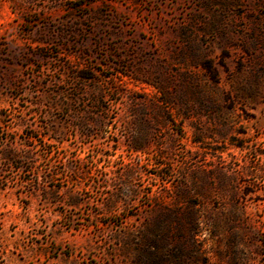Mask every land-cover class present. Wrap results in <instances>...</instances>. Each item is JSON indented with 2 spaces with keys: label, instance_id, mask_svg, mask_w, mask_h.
<instances>
[{
  "label": "rangeland",
  "instance_id": "1",
  "mask_svg": "<svg viewBox=\"0 0 264 264\" xmlns=\"http://www.w3.org/2000/svg\"><path fill=\"white\" fill-rule=\"evenodd\" d=\"M0 264H264V0H0Z\"/></svg>",
  "mask_w": 264,
  "mask_h": 264
},
{
  "label": "trees",
  "instance_id": "2",
  "mask_svg": "<svg viewBox=\"0 0 264 264\" xmlns=\"http://www.w3.org/2000/svg\"><path fill=\"white\" fill-rule=\"evenodd\" d=\"M206 69H208V70L211 69L209 64H207Z\"/></svg>",
  "mask_w": 264,
  "mask_h": 264
}]
</instances>
